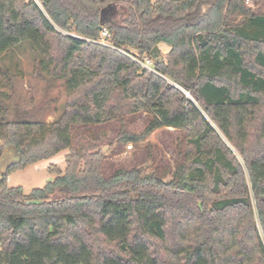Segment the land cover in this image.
I'll use <instances>...</instances> for the list:
<instances>
[{
    "label": "trees",
    "instance_id": "16d2710c",
    "mask_svg": "<svg viewBox=\"0 0 264 264\" xmlns=\"http://www.w3.org/2000/svg\"><path fill=\"white\" fill-rule=\"evenodd\" d=\"M247 1L0 0V57L30 42L67 90L52 124L6 121L0 105V158L10 146L22 158L0 180V264H264V15ZM119 3L122 20L102 16ZM160 44L167 57L151 55ZM136 114L150 122L122 130L124 144L183 133L171 178L106 177L100 149L73 146L74 127ZM63 151L66 169L50 166L44 188L9 186Z\"/></svg>",
    "mask_w": 264,
    "mask_h": 264
},
{
    "label": "rangeland",
    "instance_id": "374dc122",
    "mask_svg": "<svg viewBox=\"0 0 264 264\" xmlns=\"http://www.w3.org/2000/svg\"><path fill=\"white\" fill-rule=\"evenodd\" d=\"M247 4L256 15H264V0H248ZM126 14L127 6L119 3L109 8L104 18L120 21ZM105 44L110 43L106 40ZM158 46L159 55L167 57L170 48L164 44ZM32 49V43L26 42L0 57V105H4L7 111L6 121L52 124L63 114L66 106L65 81L42 72ZM131 54L138 55L135 50ZM150 119L147 114H136L128 117L125 123L112 121L98 126L74 127L73 146L80 149L83 144H89L100 149L105 156L106 177L121 168H140L145 173H157L169 179L177 153L184 149L182 132L161 128L138 144H124L118 138L122 130L141 133ZM67 153L63 151L48 161L12 172L8 177L9 186L21 187L26 194L44 188L56 177L49 172L50 166H58L63 171L66 169Z\"/></svg>",
    "mask_w": 264,
    "mask_h": 264
},
{
    "label": "water",
    "instance_id": "95a60500",
    "mask_svg": "<svg viewBox=\"0 0 264 264\" xmlns=\"http://www.w3.org/2000/svg\"><path fill=\"white\" fill-rule=\"evenodd\" d=\"M113 6H110L109 8H111ZM105 9L102 11V16L105 17V14L108 12V9ZM103 26H101L102 28ZM160 53V49L159 46H156L152 52L151 55L152 56H158ZM21 154L19 153L18 149L14 146H10L8 147L2 157L0 158V180H2L3 178H5L6 176H8V173L10 171L11 168H13L14 166H16L17 164L20 163L21 161Z\"/></svg>",
    "mask_w": 264,
    "mask_h": 264
},
{
    "label": "built area",
    "instance_id": "2783aa9c",
    "mask_svg": "<svg viewBox=\"0 0 264 264\" xmlns=\"http://www.w3.org/2000/svg\"><path fill=\"white\" fill-rule=\"evenodd\" d=\"M110 38V34L109 31L106 27H102V31H101V44L107 45L105 44V41L107 39ZM127 56H129L131 59H133L135 62H137L143 69H146L150 72L156 73L155 71V67H154V62L153 60L148 56L145 55L144 57H139L138 55L134 54H127Z\"/></svg>",
    "mask_w": 264,
    "mask_h": 264
}]
</instances>
